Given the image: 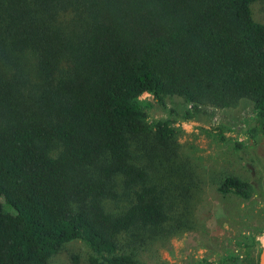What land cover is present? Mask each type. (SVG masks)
Returning <instances> with one entry per match:
<instances>
[{"label": "trees", "instance_id": "trees-1", "mask_svg": "<svg viewBox=\"0 0 264 264\" xmlns=\"http://www.w3.org/2000/svg\"><path fill=\"white\" fill-rule=\"evenodd\" d=\"M253 1L0 0V264H46L74 239L87 264H144L139 251L183 219L173 210L191 186L174 124L242 101L247 140L264 139V22ZM152 106L164 115L149 122ZM133 143L150 164L167 163L164 184ZM217 189L254 193L234 175ZM262 232L237 242L243 256L214 264H241Z\"/></svg>", "mask_w": 264, "mask_h": 264}, {"label": "rangeland", "instance_id": "rangeland-1", "mask_svg": "<svg viewBox=\"0 0 264 264\" xmlns=\"http://www.w3.org/2000/svg\"><path fill=\"white\" fill-rule=\"evenodd\" d=\"M250 11L253 19L264 22V0L253 1ZM139 98L153 102L145 93ZM165 104L176 110L183 107L181 99L176 97H167ZM147 112L149 122L164 115L153 106ZM252 122L250 107L240 101L228 109L205 107V113L195 119L174 124L177 160H183L188 166L191 186L189 194L186 193L173 210L175 215L183 212V219L172 222L143 245L137 255L141 262L214 264L223 255L243 256L237 242L249 243L251 235L263 230L255 237L258 246H252L250 254L241 262L257 264L259 250L264 246V139L247 140L244 132ZM235 137L243 142L239 148L234 146ZM145 149V144L141 143H133L131 147L133 156H137L136 162L147 167L158 185L164 184L170 172L167 163L161 160L164 170L150 164ZM226 175L251 182L253 195L243 199L219 192L218 183ZM174 180L176 175H173ZM187 181L185 177L184 182ZM104 206L107 211L116 213L122 202L105 201ZM87 254L86 245L74 239L65 242L46 264H87Z\"/></svg>", "mask_w": 264, "mask_h": 264}, {"label": "water", "instance_id": "water-1", "mask_svg": "<svg viewBox=\"0 0 264 264\" xmlns=\"http://www.w3.org/2000/svg\"><path fill=\"white\" fill-rule=\"evenodd\" d=\"M257 264H264V246L259 250Z\"/></svg>", "mask_w": 264, "mask_h": 264}]
</instances>
